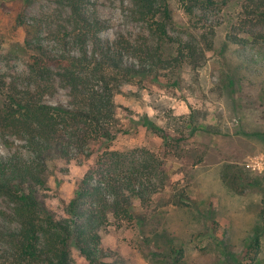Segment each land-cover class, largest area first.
<instances>
[{
  "label": "rangeland",
  "instance_id": "rangeland-1",
  "mask_svg": "<svg viewBox=\"0 0 264 264\" xmlns=\"http://www.w3.org/2000/svg\"><path fill=\"white\" fill-rule=\"evenodd\" d=\"M0 3L1 86L16 84L21 91L31 86L29 65L36 52L26 48L25 28L47 48L79 53L60 0ZM171 3L169 35L197 41L206 52L201 66L159 63L155 79L124 86L125 95L116 98L117 118L128 132L109 145L94 141L70 161L56 160L47 202L64 216V203L100 154L146 148L164 161V186L144 209V222L110 219L103 247L111 258L127 264H264V45L241 46L229 39L246 36L235 27L242 0H228L204 14L196 11V16L188 15L181 1ZM86 9L108 25L104 39H149L157 45L149 24L132 15L131 0H87ZM164 47L172 58L175 47L169 42ZM135 56L125 51L124 62L138 65ZM70 98L69 90L58 86L44 102L67 106ZM3 102L0 93V113ZM24 146L0 129V159L24 152ZM11 207L0 196V229L17 227ZM71 257L73 264H88L75 247Z\"/></svg>",
  "mask_w": 264,
  "mask_h": 264
},
{
  "label": "trees",
  "instance_id": "trees-1",
  "mask_svg": "<svg viewBox=\"0 0 264 264\" xmlns=\"http://www.w3.org/2000/svg\"><path fill=\"white\" fill-rule=\"evenodd\" d=\"M171 1L131 0L132 15L149 24L157 45L149 39L137 43L104 39L101 34L109 27L86 9L87 0H60L68 13L70 38L79 47L77 55L45 47L25 28L26 48L36 52L29 65L31 86L21 91L16 84L0 85L4 101L0 129L25 142L24 152L0 159V196L12 205L9 216L17 225L0 229V264H73V247L88 264H127L121 257L111 258L104 249L105 228L111 218L145 221L146 208L164 186V161L146 148L103 152L64 203V216L47 202L48 178L56 160L70 161L83 155L92 142L109 145L128 132L118 126L117 118L116 98L125 95L124 86L155 79L159 63L170 68L187 62L201 66L206 52L197 41H176L169 35ZM179 1L188 15L196 16V11L204 14L228 0ZM242 1L235 27L246 36L232 35L230 41L241 46L264 45V0ZM50 33L56 37L55 31ZM165 42L176 49L172 58L165 54ZM125 51L136 55L139 64L125 63ZM58 86L69 90V105L44 102ZM146 124L151 126L147 119ZM182 199L177 203H183Z\"/></svg>",
  "mask_w": 264,
  "mask_h": 264
}]
</instances>
